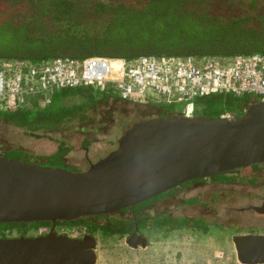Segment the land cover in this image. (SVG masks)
I'll list each match as a JSON object with an SVG mask.
<instances>
[{"label": "water", "instance_id": "1", "mask_svg": "<svg viewBox=\"0 0 264 264\" xmlns=\"http://www.w3.org/2000/svg\"><path fill=\"white\" fill-rule=\"evenodd\" d=\"M264 162V101L231 117L174 112L129 123L116 147L84 170L0 155V223L50 221L48 233L0 237V264H92L86 240L58 220L114 213L185 182ZM264 214L262 204L253 207ZM241 264H264V234L232 236Z\"/></svg>", "mask_w": 264, "mask_h": 264}, {"label": "trees", "instance_id": "2", "mask_svg": "<svg viewBox=\"0 0 264 264\" xmlns=\"http://www.w3.org/2000/svg\"><path fill=\"white\" fill-rule=\"evenodd\" d=\"M254 1L244 4L240 0H0V58L38 62L58 56L128 59L149 54L264 52V9L260 11ZM101 96L106 95L92 86L63 88L44 107L33 101L25 108L0 110V117L24 128L27 135L39 137L38 132L66 121L75 120L82 125L86 111L95 107ZM75 99L77 102L71 103ZM250 103L252 98L248 94H211L194 100L193 114L237 116ZM87 145L84 139L83 148L87 149ZM70 149L60 142L54 154L41 158L50 165L64 164L62 157ZM0 155L31 163L40 159L15 148L2 149ZM66 169L72 168L67 165ZM211 176L229 180L222 173ZM144 203L133 210L137 212ZM86 218L58 220L56 224L86 227L88 232H95L96 224ZM141 220L146 223L147 217ZM50 224V221L0 223V237H6L5 231L13 226L20 236L29 228ZM206 230L203 226L202 231ZM104 231L114 230L108 226Z\"/></svg>", "mask_w": 264, "mask_h": 264}, {"label": "built area", "instance_id": "3", "mask_svg": "<svg viewBox=\"0 0 264 264\" xmlns=\"http://www.w3.org/2000/svg\"><path fill=\"white\" fill-rule=\"evenodd\" d=\"M77 86L143 105L180 102L181 114L191 116L194 100L211 94H248L252 102L264 101V52L128 59L58 56L38 62L0 58L1 111L25 108L33 101L44 107L57 91Z\"/></svg>", "mask_w": 264, "mask_h": 264}, {"label": "rangeland", "instance_id": "4", "mask_svg": "<svg viewBox=\"0 0 264 264\" xmlns=\"http://www.w3.org/2000/svg\"><path fill=\"white\" fill-rule=\"evenodd\" d=\"M240 2L245 4L250 2V0H240ZM254 5L260 11H263L264 0H256L254 1ZM116 96V94H112L111 96L99 97L95 104L96 106L86 111L87 115L82 124L83 127H81L82 125L78 121H66L47 131L38 132L39 137L27 135L24 128L14 126L0 117V150L9 148L21 149L30 154L32 158L36 159L40 157L34 163L50 166V163L45 162L41 157L54 154L58 150L60 142H65V145L70 146L71 149L62 159L64 158L72 169L84 170L91 162L95 161V158L98 160L104 157L116 147L122 130L129 123L144 120L147 118L146 115L150 114V111L154 109L150 105L133 103L119 98L115 99ZM75 102H77V99L71 101V103ZM161 105L180 113L184 106L180 102ZM84 139L88 141L87 149L83 148ZM51 166L67 167V165L59 163ZM250 170V168H247L242 171V174H251ZM238 175V173L234 172L227 174V176L236 177L230 181H234L233 183L215 185L211 180V183L208 181L210 185L190 184V190L185 191L186 188L179 187L177 192L179 194L184 192L183 195L187 196L189 194H198L200 198L207 201L210 194H214L215 196L212 198L211 204L219 211H222L220 208L222 205L225 209H228L230 206H243L251 202L250 197L246 203H242L243 201L239 200L231 201V193L243 190L249 191L253 188L249 186L250 184L247 183V179H242ZM214 187L218 188L214 189ZM254 192L257 196L260 194V191L256 189H254ZM222 196H225V198L223 199ZM180 213L183 215H204V210L202 213L199 209L193 211L184 209L180 210ZM228 213L230 218L237 220V228L221 230L220 228L212 227L206 231L187 230L184 233V243H179V246L174 244L176 245L175 249H181V258L177 260V263L174 261V258H171L169 259V264H241L236 258L232 236L247 231L248 233L264 234V216L258 215L255 212L239 213L234 208H229ZM218 220L221 222L223 218H219ZM48 229V227L29 228L25 232V236H37L40 232H45ZM82 229L77 230L68 226V228L60 227L58 231L83 232ZM143 231H145V228ZM194 232L197 234L195 235ZM19 234L17 227L14 226L5 231L7 237L19 236ZM180 241H183V239ZM164 245L165 247L168 246ZM171 249L174 251L173 248Z\"/></svg>", "mask_w": 264, "mask_h": 264}, {"label": "flooded vegetation", "instance_id": "5", "mask_svg": "<svg viewBox=\"0 0 264 264\" xmlns=\"http://www.w3.org/2000/svg\"><path fill=\"white\" fill-rule=\"evenodd\" d=\"M150 106L154 109L150 111V114L146 115L147 118L153 116H168L174 113L173 110L163 105L151 104ZM63 161L65 165H68L64 158ZM247 168L251 169V174H242V171ZM231 172L238 173V177L242 179H247V183L250 184L249 186L253 189L231 193V201L239 200L243 201L242 203H246L250 197L251 202L243 206H230L229 208H234L239 213L255 212L258 215L264 216L263 213H259L253 208L262 204L264 196V162H262L256 165L223 172L222 174L226 178H229V180H218L209 176L185 182L161 193L162 195L159 194L143 201L145 203L142 204L137 212L133 210V207L139 203L114 213L87 216L86 221L91 222V224H96V231L98 232H88L86 227L80 226L71 227L77 230L83 228V232L58 231L60 227L68 228V226H70L68 224H56L55 230L59 235L89 241L88 243L90 244L87 247V251H90L91 256H93L92 264H169V259L171 258H174V261L177 263V260L181 258V249H175L176 245L174 244L179 246V243H184L185 231L189 229L202 231L203 226H206L207 230L212 227L227 230L230 228H237L238 226L237 220L228 216L229 208L225 209L222 205L220 206L222 211H219L212 206L211 201L215 196L214 194H210L207 201L200 198L198 194H189L188 196L185 194L183 195L184 192L179 194V192H177L179 190L178 188H186L185 191H188L190 190V184L210 185L209 183H211V180L215 185L233 183L234 181H230L236 177L227 176V174ZM208 181L210 182L208 183ZM216 188L218 187H214V189ZM254 189L260 191L258 196L254 192ZM221 190L223 189L221 188ZM222 198L224 199L225 196H222ZM184 209H189L190 211L199 209L202 213L204 210V215H183L180 213V210ZM143 217H147L146 223L141 220ZM219 218H223V220L219 222ZM144 223L145 225H143ZM108 226L114 231L105 232L104 229ZM50 227L51 224L48 230L40 232L39 235L48 233ZM144 228L146 232L143 231ZM157 229H164L171 232H153ZM194 233L195 235L197 234L196 232ZM181 239H183V241H180ZM164 244L168 246L165 247ZM171 248H173L174 251ZM98 261H100V263H98Z\"/></svg>", "mask_w": 264, "mask_h": 264}, {"label": "crops", "instance_id": "6", "mask_svg": "<svg viewBox=\"0 0 264 264\" xmlns=\"http://www.w3.org/2000/svg\"><path fill=\"white\" fill-rule=\"evenodd\" d=\"M112 98V97H111ZM115 99H118L117 97ZM97 160V158H95V161ZM146 232V231H145ZM153 232H171V231H166L164 229H157V230H154ZM173 232H180V231H173ZM187 232V231H185ZM243 233H248V232H243Z\"/></svg>", "mask_w": 264, "mask_h": 264}]
</instances>
